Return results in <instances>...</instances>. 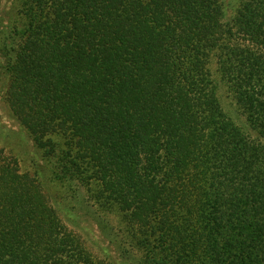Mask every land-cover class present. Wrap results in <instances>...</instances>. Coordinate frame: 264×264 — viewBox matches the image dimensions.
I'll use <instances>...</instances> for the list:
<instances>
[{"label": "trees", "instance_id": "1", "mask_svg": "<svg viewBox=\"0 0 264 264\" xmlns=\"http://www.w3.org/2000/svg\"><path fill=\"white\" fill-rule=\"evenodd\" d=\"M9 10L0 85L23 150H0V264H264V0ZM82 213L101 257L71 229Z\"/></svg>", "mask_w": 264, "mask_h": 264}, {"label": "rangeland", "instance_id": "2", "mask_svg": "<svg viewBox=\"0 0 264 264\" xmlns=\"http://www.w3.org/2000/svg\"><path fill=\"white\" fill-rule=\"evenodd\" d=\"M12 1L13 0H0V11L1 13L2 11H4L1 14L2 16L10 11L9 9L12 6ZM1 87L2 86L0 85V150L4 151L6 155L10 156L12 153L17 154L22 152L23 147L21 146L19 139H21L23 136L20 133L19 125L11 116L9 107L4 100V91ZM218 94L224 110L227 112H230L231 110L235 112L234 103L229 96L226 88L221 85ZM19 161V165L22 171L28 169L29 162L25 160L22 155ZM81 225L84 229L80 228ZM79 226L71 229L82 238L86 247L92 254H94L96 257H101L102 254L99 251V248L104 246L106 244V241L102 240L99 236L97 227L94 224L90 223L89 218L86 215H83V213L81 214ZM107 247H109L110 252L114 254L111 246Z\"/></svg>", "mask_w": 264, "mask_h": 264}]
</instances>
